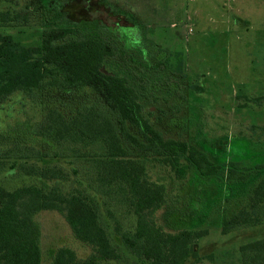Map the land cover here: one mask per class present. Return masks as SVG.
<instances>
[{"label":"trees","instance_id":"1","mask_svg":"<svg viewBox=\"0 0 264 264\" xmlns=\"http://www.w3.org/2000/svg\"><path fill=\"white\" fill-rule=\"evenodd\" d=\"M73 1H33L31 14L41 29L36 46L0 34V105L11 96L32 103L35 98L44 113L36 128L20 123L0 132V158L25 148L29 154L37 138L47 135L53 146L71 145V155L90 157L102 192L132 211V233L113 227L130 254L149 264H199L194 245L212 220L223 235L264 221V127L242 142L247 151L235 147L237 139H207L201 124L194 126L196 114L189 113L191 94L202 88L187 80L179 55L169 57L134 21L146 53L141 46L126 48L113 32L121 26L70 19L65 7ZM18 18L0 13L3 26ZM150 107L152 114L145 112ZM38 150L32 156L42 166L15 164L35 183L0 187V264H44L35 222L44 211L60 214L74 238L90 248L84 259L67 247L53 249L50 264L119 259L100 224L97 202L80 191L64 192L58 184L68 175L46 160L59 155ZM147 162L167 168L180 182L178 204L166 205V188L149 179ZM161 210L158 223L154 215ZM239 252L240 264H264V238Z\"/></svg>","mask_w":264,"mask_h":264},{"label":"rangeland","instance_id":"2","mask_svg":"<svg viewBox=\"0 0 264 264\" xmlns=\"http://www.w3.org/2000/svg\"><path fill=\"white\" fill-rule=\"evenodd\" d=\"M33 1L0 0V13L8 12L11 17L17 14L19 16L11 26L0 23L1 35H9L30 47L38 44L41 29L33 21ZM106 2L108 6L101 5L98 0H74L65 7V11L74 21H98L109 27L121 26L113 29V32L117 33L123 45L126 48L141 46L145 52L140 36L136 33L138 30L131 24L134 21L142 26L146 38L163 49L169 57L179 55L187 80L202 88V92H194L189 98L192 106H189V113L196 114L192 117L194 126L201 124L203 134L211 141L237 139L235 147L247 151L243 143L253 133L261 134L264 127V0ZM117 11L127 14L129 20L124 15H116ZM42 107L43 105L40 107L36 103L35 98L32 103L26 97L11 96L0 105V132L20 123L36 128L44 114ZM181 110L182 108L178 112ZM145 112L152 114L155 108H146ZM178 112L176 116L180 115ZM163 116L165 119L168 114L164 113ZM193 130L190 129V132ZM36 131L38 130L34 132ZM183 137L187 139L186 136ZM43 138L41 141L37 138V145H33L36 150H31L33 153L28 154L29 151L25 148L0 158V187L13 190L35 183L34 179L19 173L15 164L42 166L41 160L32 156L36 155L34 152L40 147L47 155L56 152L59 157L53 159L50 156L46 160H49L50 165L59 166L68 175L67 180L60 182L58 186L64 192L80 191L93 197L98 204L100 224L119 254V259L104 261L102 264H149L130 254L113 231L117 223L121 233H132L135 218L126 203L118 202L103 193V188L93 181L90 157L79 159L70 154L71 145L64 143L56 147L50 136ZM172 138H177V135ZM75 152L82 153V150ZM12 164L15 167L13 169L10 168L13 167ZM147 172L151 181L165 186L166 205L178 204L180 182L174 174L165 167L149 162ZM90 184L96 189L89 188ZM161 213L162 210L154 215L158 223L161 222ZM215 221L214 219L208 223V234L194 245L202 258L199 264H240L239 248L264 238V221L241 227L226 235L221 234ZM35 222L40 229L44 264H50L51 251L59 247L72 249L80 259L90 254V248L74 238L60 214L40 212L35 216Z\"/></svg>","mask_w":264,"mask_h":264}]
</instances>
